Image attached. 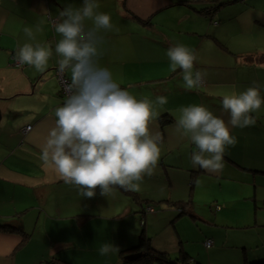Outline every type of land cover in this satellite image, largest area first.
<instances>
[{
	"label": "crops",
	"instance_id": "1",
	"mask_svg": "<svg viewBox=\"0 0 264 264\" xmlns=\"http://www.w3.org/2000/svg\"><path fill=\"white\" fill-rule=\"evenodd\" d=\"M97 3V11L109 14L113 25L111 30L99 33L104 40L99 66L107 68L113 79L138 99L146 97L154 101L157 96L167 97L165 105H157L159 116L152 125L153 131L159 130L163 136L155 173L145 177L141 190L134 193L152 202L162 201L164 211H172L165 201L179 202L185 198L174 199L171 189L184 192L191 186L193 191L202 177L208 175L191 163L195 145L187 138L181 139L175 131L179 109L204 105L227 122L230 116L222 108L224 95L238 94L258 82L264 98V62H257L258 56L264 54V13L244 6L231 10L235 0H97ZM82 4L83 0H0V226L8 224L14 228L0 229V264H47L51 260L116 264L121 261L120 252L135 248L142 232L150 239L153 250L168 253L172 247H179L176 240L152 233L154 227H161L165 215L155 212L139 215V206L121 189L108 197L101 194L82 197L75 187L64 183L53 166L44 165L40 159L42 145L55 125V109L63 105L55 74L60 59L55 45L61 37L54 25L60 22L63 8H80ZM43 8L48 12H43ZM205 9L206 14H202ZM85 25L90 28L92 22L86 20ZM37 26L43 30L36 31ZM25 27L33 30L35 40L24 34ZM246 31L253 35L252 40L242 39ZM24 43L51 47L53 55L45 71L38 72L26 64L15 65L16 52ZM176 44L194 50L197 60L193 71L203 74L199 87L187 90L182 70H172L166 52ZM64 76L70 80L69 71H64ZM163 116L172 123L161 129L159 120ZM252 116L256 119L253 126L243 129L230 126L237 144L228 148L223 170L214 174L218 177L215 180L220 177L236 185L246 182L253 186L244 200L253 204L247 210L254 223L244 229L250 231L224 233L228 238L238 236L235 238H241L243 246L244 242L249 246V253L236 264H244L252 256L264 257V233L259 230L264 228V104ZM27 127L30 129L26 131ZM169 169L186 173L170 174ZM192 173L196 174L193 183ZM90 199L104 214L91 216L85 223L82 217L90 214ZM237 202L242 200L234 197L232 203ZM185 209L190 211L189 206ZM191 213L195 219L188 218L195 223L203 222L201 215ZM222 213L214 214V218ZM137 217H142V225L135 223ZM184 217L176 215L173 222ZM100 223L103 227L94 229ZM213 227L217 226L200 223V237L205 235L201 229ZM97 232L105 233L107 243L119 251L100 255L102 258L90 257L85 263L76 257L79 255L75 252L76 238L86 250L98 252L102 245L94 240ZM213 234L206 235L213 238L217 247L225 246L222 232Z\"/></svg>",
	"mask_w": 264,
	"mask_h": 264
},
{
	"label": "clouds",
	"instance_id": "2",
	"mask_svg": "<svg viewBox=\"0 0 264 264\" xmlns=\"http://www.w3.org/2000/svg\"><path fill=\"white\" fill-rule=\"evenodd\" d=\"M97 0H83L82 7L63 8L60 22L54 30L61 39L55 45L60 71L70 72L68 97L55 109V125L42 145L40 159L51 165L65 184L75 187L82 197L92 198L99 187L100 194L108 197L116 189L139 192L145 177L154 175L160 155L163 136L152 125L163 106L165 96L138 99L117 83L107 68L98 64L102 56L101 30L109 31L113 25L107 13L98 12ZM43 12H48L46 8ZM90 20L92 27L86 28ZM43 29L37 26L36 31ZM24 34L35 40L33 30L23 29ZM53 55L51 47L41 43H24L16 52L20 64L43 72ZM173 71L182 70L187 90L197 88L203 81L201 71H193L197 56L191 48L176 44L166 52ZM42 99H46L42 98ZM264 104L260 85L253 82L240 93L226 94L222 108L230 116L224 119L213 114L204 105H189L179 109L175 131L181 139L187 138L194 145L191 163L208 173L223 170L224 156L229 147L237 144L232 128L253 126L252 113ZM119 249L104 243L98 252L101 256Z\"/></svg>",
	"mask_w": 264,
	"mask_h": 264
},
{
	"label": "rangeland",
	"instance_id": "3",
	"mask_svg": "<svg viewBox=\"0 0 264 264\" xmlns=\"http://www.w3.org/2000/svg\"><path fill=\"white\" fill-rule=\"evenodd\" d=\"M241 6H244L246 8H254L260 13H264V0H235V6L233 5V7H231V10H239ZM228 8H230V6H228L227 9ZM241 37L244 41H247L252 40L253 35L249 31H246L243 33V35H241ZM168 173H173L176 175L180 173L182 176L185 175L186 171H173L172 169H169ZM206 174L208 175L202 177L201 184H198L193 188V200L192 204L189 205V209L191 212H193L195 215H201L203 217V222L195 223L190 218H188V216H185L176 223L177 220H175V222H173V220L176 215H178L177 211L174 209L172 211L165 212L163 209L161 211H156V213L158 214L165 215V217L161 220V227H154L152 229V233L158 235L159 237H170L173 239V241L176 240V243L179 247L174 246L172 247L170 252L166 253L168 254V257H170L172 260L178 257L179 251L182 249L191 257L193 261L199 262L200 264H236L237 262L239 263L241 257H243V249H245L244 251L247 253L249 252V246L246 244V242H244L245 246H243L241 244V238L236 239L235 237L238 236L231 237V235L238 234L239 232L250 231L244 229L246 227L252 226L254 223V218L247 210V207H253V204L244 203L245 198L249 197L251 192L253 191V186L249 185L246 182L240 185H236L220 177L218 180H215L218 177H216L214 174L208 172ZM193 176L194 177L192 183L195 182L196 174H193ZM172 190L174 189H171V193L172 196H174V199H178V197H184L185 199H180L185 202L188 200L191 191V186L187 187L186 190L184 189V192L183 190L177 192L175 190ZM99 194L100 193L96 194V196H99ZM234 197L241 199L242 202L232 203L234 201ZM93 201V199H90L89 202V206L92 208L91 210H89L90 214H85L86 216L82 217V220H84L85 223L88 219L91 218V216L98 217L100 216V213L104 214L102 208L101 210H99L98 207L95 206V203H93ZM217 206L220 207L219 211H216ZM219 212L223 213L216 215V218H214V214H218ZM141 221L142 219H139L137 217L135 223H140V225H142ZM200 223L209 224L210 226L214 225L217 227L207 228L206 230L201 229V232L205 233V235H202V237H200ZM103 225V223L97 224L94 229H100L103 227ZM259 230L262 234L264 233L263 227L259 228ZM214 232H222V234L224 235L223 239H225V246H222V248L217 247V244L210 248H206L203 245L205 239L213 240L211 236L207 235H214ZM228 232L229 234H231L229 235V238L227 237V234H224ZM94 240L100 245H103L104 242L109 241L107 235L102 232H97ZM76 241L78 244V248L76 247L75 252L76 254L79 253V255H74L78 257V259H80L81 261L88 263L87 259H89L90 257L93 258V256H97V258H102L100 257L99 252L93 250H86L84 243L80 239L76 238ZM180 246H183V248H180ZM251 246L253 247L254 243H251ZM107 260L108 258L105 259L106 262ZM52 261L53 260H51L47 264H53ZM99 264L104 263L99 262Z\"/></svg>",
	"mask_w": 264,
	"mask_h": 264
},
{
	"label": "trees",
	"instance_id": "4",
	"mask_svg": "<svg viewBox=\"0 0 264 264\" xmlns=\"http://www.w3.org/2000/svg\"><path fill=\"white\" fill-rule=\"evenodd\" d=\"M197 1H202V0H197ZM226 4V3H225ZM191 5V4H188ZM219 6V5H218ZM214 7V6H212ZM217 5L214 7L216 8ZM205 10H202V14H206ZM160 126L161 129H163L164 126H166L169 123H172L170 121V118L165 119V116L160 118ZM264 174V172H262ZM119 189V188H118ZM123 192H125L131 200L136 203L139 206V209L137 213L139 215H145L148 213H156V211H161L164 208L162 207V201L159 202H152L149 200H146L145 198H140V196L137 193H134L132 191H125L121 189ZM192 190L190 191L188 200L183 202H170V201H165V204L168 205V207L175 209L178 213L177 216H190L193 220L195 219L192 215V213L185 208L192 204ZM168 203V204H167ZM151 211V212H149ZM142 219V217H141ZM10 225H5V226H0L1 230L8 231ZM132 253H140V257L134 259V260H126L127 256ZM120 259L116 264H200L199 262L193 261L191 257L184 252H180L178 257H176L174 260H172L170 257H168V254L163 253V252H158L156 250H153L151 248V241L149 238L145 236V233H141L138 237V242L135 248H132L130 250H125L120 252ZM53 264H71L68 262H64L61 260H53ZM202 264V263H201ZM244 264H264V257L259 255L256 258L251 257V261L244 262Z\"/></svg>",
	"mask_w": 264,
	"mask_h": 264
},
{
	"label": "bare ground",
	"instance_id": "5",
	"mask_svg": "<svg viewBox=\"0 0 264 264\" xmlns=\"http://www.w3.org/2000/svg\"><path fill=\"white\" fill-rule=\"evenodd\" d=\"M250 59H252L253 58V56H250L249 57ZM258 63H262V62H264V54L263 55H260V56H258V61H257ZM15 65L16 66H21L22 64H20L19 62H18V60L15 58ZM59 68H57L55 71H57ZM55 74H56V72H55ZM63 76H64V71H63ZM57 77V76H56ZM64 78L65 79H67V80H69L68 78H66L65 76H64ZM57 81H58V78H57ZM58 83H59V81H58ZM59 86H60V92H61V94H62V98H63V103L65 102V96H64V94H63V91H62V89H61V85H60V83H59ZM30 129V127H27L25 130L27 131V130H29ZM220 210V207H216V211H219ZM149 212H151V211H149ZM147 213H148V211H147ZM6 225H8V224H6ZM9 227H11V228H9V230L8 231H11L12 229H14L13 228V226H9ZM4 231V230H3ZM18 232H21V230H19L18 229ZM203 245L206 247V248H210V247H212V246H215V243H214V241L213 240H211V239H205V241L203 242ZM245 249H243V256L245 255V251H244ZM247 253H249V252H247ZM132 254H137V253H132ZM130 255V254H129ZM141 256V255H140ZM139 256V257H140ZM251 261V260H250Z\"/></svg>",
	"mask_w": 264,
	"mask_h": 264
},
{
	"label": "built area",
	"instance_id": "6",
	"mask_svg": "<svg viewBox=\"0 0 264 264\" xmlns=\"http://www.w3.org/2000/svg\"><path fill=\"white\" fill-rule=\"evenodd\" d=\"M56 76H57L58 81L61 85V89L63 91V94L65 96V101H66V99L68 97V92L66 89H67V86H68V83L70 82V80L65 79L63 76V72L60 71L59 69L56 71Z\"/></svg>",
	"mask_w": 264,
	"mask_h": 264
},
{
	"label": "water",
	"instance_id": "7",
	"mask_svg": "<svg viewBox=\"0 0 264 264\" xmlns=\"http://www.w3.org/2000/svg\"><path fill=\"white\" fill-rule=\"evenodd\" d=\"M140 256V253L137 254H130L127 256L126 260H134Z\"/></svg>",
	"mask_w": 264,
	"mask_h": 264
}]
</instances>
